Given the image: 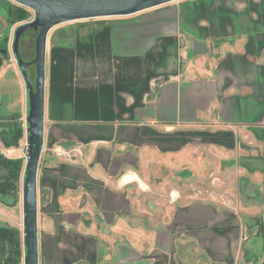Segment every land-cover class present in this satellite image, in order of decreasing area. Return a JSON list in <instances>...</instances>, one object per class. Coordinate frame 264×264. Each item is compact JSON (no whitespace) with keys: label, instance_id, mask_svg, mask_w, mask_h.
Segmentation results:
<instances>
[{"label":"crops","instance_id":"crops-1","mask_svg":"<svg viewBox=\"0 0 264 264\" xmlns=\"http://www.w3.org/2000/svg\"><path fill=\"white\" fill-rule=\"evenodd\" d=\"M147 10L48 32L38 264H264V0Z\"/></svg>","mask_w":264,"mask_h":264},{"label":"water","instance_id":"water-1","mask_svg":"<svg viewBox=\"0 0 264 264\" xmlns=\"http://www.w3.org/2000/svg\"><path fill=\"white\" fill-rule=\"evenodd\" d=\"M33 12L30 21L16 26L11 51L27 91V159L20 186L23 210V264H38L37 253V168L43 145L45 53L47 35L53 27L67 22L101 17L128 16L176 0H10ZM37 32L34 57L24 60L20 40L27 30ZM34 67V76L29 73ZM34 80V83L32 82Z\"/></svg>","mask_w":264,"mask_h":264},{"label":"trees","instance_id":"trees-1","mask_svg":"<svg viewBox=\"0 0 264 264\" xmlns=\"http://www.w3.org/2000/svg\"><path fill=\"white\" fill-rule=\"evenodd\" d=\"M4 12L11 25L31 16L27 8L11 2H7ZM29 31L33 30L29 29L26 32ZM32 82L34 83L33 79ZM28 109L27 104V111ZM23 135L24 126L20 115L14 114L4 121L0 120V138L5 146L17 147ZM23 170L22 158H11L0 151V203L6 207H15L19 201V182L21 177L23 178ZM22 245L18 229L0 223V264H21L25 256V248Z\"/></svg>","mask_w":264,"mask_h":264},{"label":"rangeland","instance_id":"rangeland-1","mask_svg":"<svg viewBox=\"0 0 264 264\" xmlns=\"http://www.w3.org/2000/svg\"><path fill=\"white\" fill-rule=\"evenodd\" d=\"M8 3H13L10 0H0V114L6 112L7 109L9 110H18L21 107L22 102V95L21 90L23 89L24 81L22 79L21 73L19 71L18 66H16L15 59L13 58V53L11 51V44L13 39V32L17 25L28 22L33 17V12L31 10V16L23 21L17 22L13 25L9 23L5 16V6ZM173 3V2H172ZM14 4V3H13ZM153 9V8H152ZM148 11V10H146ZM146 13V12H140ZM134 16V15H132ZM130 16H120L118 18H108V19H128ZM58 28L65 27V24H60L57 26ZM55 26V28H57ZM36 33L33 31L26 32L25 35L21 37L20 40V52L22 58L26 61L31 60L34 57V38ZM9 60L13 63L12 65H6L9 63ZM14 65V66H13ZM16 73H14V70ZM29 73L31 76H34V67H30ZM23 123H25V115L22 113L21 117ZM25 129V128H24ZM26 135V132H24ZM4 142L0 138V149L3 147ZM6 153L12 157L20 156L23 159V169L27 159V145H26V137L24 136L22 140L19 141L18 148L16 151L13 150L8 151L5 150ZM22 177L19 182V187L21 186ZM20 193V191H19ZM0 207L6 212L8 218L5 220L8 223H12V219L14 217L18 218V231L21 234L22 240V232H23V210H22V203L19 196V201L17 206L15 207H4L0 205ZM23 246V245H22ZM23 261V259H22Z\"/></svg>","mask_w":264,"mask_h":264},{"label":"built area","instance_id":"built-area-1","mask_svg":"<svg viewBox=\"0 0 264 264\" xmlns=\"http://www.w3.org/2000/svg\"><path fill=\"white\" fill-rule=\"evenodd\" d=\"M24 128L26 129L27 123H24ZM24 129V131L26 132V130ZM27 134V133H26ZM53 154L58 157V158H65V159H70L73 156V151L77 149H68V148H64L61 146H54L52 149Z\"/></svg>","mask_w":264,"mask_h":264},{"label":"flooded vegetation","instance_id":"flooded-vegetation-1","mask_svg":"<svg viewBox=\"0 0 264 264\" xmlns=\"http://www.w3.org/2000/svg\"><path fill=\"white\" fill-rule=\"evenodd\" d=\"M30 67H32V66H29L28 69H30Z\"/></svg>","mask_w":264,"mask_h":264}]
</instances>
